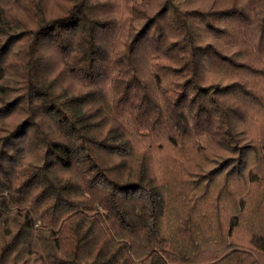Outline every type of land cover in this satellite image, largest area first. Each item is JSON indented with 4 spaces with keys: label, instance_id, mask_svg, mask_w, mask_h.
Returning <instances> with one entry per match:
<instances>
[{
    "label": "trees",
    "instance_id": "trees-1",
    "mask_svg": "<svg viewBox=\"0 0 264 264\" xmlns=\"http://www.w3.org/2000/svg\"><path fill=\"white\" fill-rule=\"evenodd\" d=\"M0 264H264V0H0Z\"/></svg>",
    "mask_w": 264,
    "mask_h": 264
}]
</instances>
